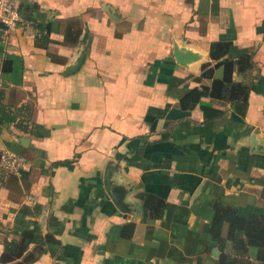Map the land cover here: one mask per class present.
I'll use <instances>...</instances> for the list:
<instances>
[{"label":"crops","instance_id":"obj_1","mask_svg":"<svg viewBox=\"0 0 264 264\" xmlns=\"http://www.w3.org/2000/svg\"><path fill=\"white\" fill-rule=\"evenodd\" d=\"M18 2L20 19L0 30V104L23 126L0 122V150L23 154L28 168L0 169V252L30 229L29 248L47 231L59 242L29 264H217L210 201L264 214V0ZM39 22L50 24L48 41L36 39ZM214 40L229 41L228 58L251 51L254 66L232 72L250 84L243 113L202 96L220 109L205 119L199 103L185 112L178 100L223 76ZM85 41L81 64L64 72ZM174 41L201 57L178 63ZM207 61L212 77L201 74ZM146 193L164 199L162 216L148 217ZM248 254L259 261L256 246Z\"/></svg>","mask_w":264,"mask_h":264},{"label":"trees","instance_id":"obj_2","mask_svg":"<svg viewBox=\"0 0 264 264\" xmlns=\"http://www.w3.org/2000/svg\"><path fill=\"white\" fill-rule=\"evenodd\" d=\"M40 34L36 39L48 41L50 24L38 23ZM2 25L0 24V30ZM229 41L214 40L210 43L209 55L216 60L214 65L223 64L224 74L222 77H212L213 68L210 61L202 63L203 76L212 77L209 85L188 87L179 97L178 105L181 110L189 112L197 103L203 112L205 119L213 118L220 113V109L210 104L200 102L202 96L221 98L229 101L235 109L241 110L246 107L250 84L248 82L235 80L232 77L234 67L238 71H244L254 66L251 51L240 53L235 58L226 57ZM22 119L16 120L15 111L7 109L0 104V122H15L16 126L22 128ZM6 173H10L6 171ZM143 204L147 208L149 218L162 216L164 211V199L154 193H146ZM210 206L213 209L209 222L208 231L216 242L219 250L217 264H252L249 259V247L256 246L258 249L257 263L264 261V214L251 213L247 216L238 213L235 206L225 204L218 199H212ZM227 224V230L223 233V227ZM134 228V222L128 221L122 224L121 235L130 237ZM33 231L24 229L20 231L18 239H5L3 249L0 252L1 262H13L14 264H29L37 259L47 248L49 242H59L51 232L44 233L41 243L29 248V242L33 237ZM231 242L230 250L226 248L227 241ZM256 263V264H257ZM261 264V263H260Z\"/></svg>","mask_w":264,"mask_h":264},{"label":"built area","instance_id":"obj_3","mask_svg":"<svg viewBox=\"0 0 264 264\" xmlns=\"http://www.w3.org/2000/svg\"><path fill=\"white\" fill-rule=\"evenodd\" d=\"M18 0H0V24L5 28L14 26L20 19ZM28 168V160L23 155L12 149L3 148L0 150V169L8 172L19 173ZM25 202L29 205L37 203L34 193L25 194Z\"/></svg>","mask_w":264,"mask_h":264},{"label":"water","instance_id":"obj_4","mask_svg":"<svg viewBox=\"0 0 264 264\" xmlns=\"http://www.w3.org/2000/svg\"><path fill=\"white\" fill-rule=\"evenodd\" d=\"M85 46H86V41L81 43L80 45V52L77 56V58L75 59V61L70 64L65 70L64 72L69 73L71 71H73L75 68L78 67L79 64H81L82 59L84 57L85 54ZM173 55L175 60L182 64V65H187L189 62L197 60L201 57V55L196 52L193 51L192 49L183 46V45H178L175 41L173 42ZM22 138H26V137H20V140H22ZM122 191H120L119 189L113 188L112 190V200L114 201V203L116 204V206L120 209H124V203L122 201ZM42 220V219H41Z\"/></svg>","mask_w":264,"mask_h":264},{"label":"rangeland","instance_id":"obj_5","mask_svg":"<svg viewBox=\"0 0 264 264\" xmlns=\"http://www.w3.org/2000/svg\"><path fill=\"white\" fill-rule=\"evenodd\" d=\"M16 150V149H15Z\"/></svg>","mask_w":264,"mask_h":264}]
</instances>
